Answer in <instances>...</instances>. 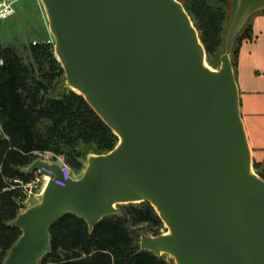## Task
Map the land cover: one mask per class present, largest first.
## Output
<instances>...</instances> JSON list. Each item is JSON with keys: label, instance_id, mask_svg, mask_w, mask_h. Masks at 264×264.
Segmentation results:
<instances>
[{"label": "water", "instance_id": "1", "mask_svg": "<svg viewBox=\"0 0 264 264\" xmlns=\"http://www.w3.org/2000/svg\"><path fill=\"white\" fill-rule=\"evenodd\" d=\"M40 1L63 69L55 93L82 95L117 142L89 153L76 178L40 158L22 167L49 178L40 201L6 223L20 234L1 264H38L51 250L50 226L67 214L92 232L121 214L117 205L140 202L166 231H141L137 253L175 264H264V178L232 64L236 38L264 0H235L217 68L180 0Z\"/></svg>", "mask_w": 264, "mask_h": 264}, {"label": "trees", "instance_id": "2", "mask_svg": "<svg viewBox=\"0 0 264 264\" xmlns=\"http://www.w3.org/2000/svg\"><path fill=\"white\" fill-rule=\"evenodd\" d=\"M207 63L219 64L223 51L225 0H183ZM246 25L236 38L249 35ZM45 42L27 46V60L12 47L0 49V264L20 230L7 226L18 213L17 192L8 187L13 179L26 180L35 152H50L79 169L89 153H106L117 142L116 135L88 105L82 95L55 89L63 76L61 64ZM236 47V45H235ZM232 64L235 67L236 48ZM256 167V164L254 165ZM121 214L102 218L88 231L85 221L67 214L50 226L51 250L38 264H167L149 251L137 253L142 224L159 234L163 225L148 202L128 203Z\"/></svg>", "mask_w": 264, "mask_h": 264}, {"label": "crops", "instance_id": "3", "mask_svg": "<svg viewBox=\"0 0 264 264\" xmlns=\"http://www.w3.org/2000/svg\"><path fill=\"white\" fill-rule=\"evenodd\" d=\"M249 27L236 44L234 74L253 167L264 178V12Z\"/></svg>", "mask_w": 264, "mask_h": 264}, {"label": "rangeland", "instance_id": "4", "mask_svg": "<svg viewBox=\"0 0 264 264\" xmlns=\"http://www.w3.org/2000/svg\"><path fill=\"white\" fill-rule=\"evenodd\" d=\"M234 3L235 0H225L224 9L226 13V20L224 24V38L227 27L232 18ZM12 9V13L0 19V49L3 47H12L16 50L18 55L22 56L25 60H27L26 49L30 42H45L49 44V48L53 50V36L51 35L48 29V21L42 2L40 0H14L12 2ZM263 12L264 11L262 10L252 14L246 25L250 26L252 23L253 16ZM217 66L218 63L215 66L210 65V67L212 68H217ZM36 158L38 157L34 156L32 161ZM47 158L51 162L65 164V161L61 157L53 158L51 157V155H47ZM85 164L86 162L84 161L82 163L81 168L79 169H74L67 166L66 164L65 165L71 177L76 178L82 174ZM33 177L34 175L30 173V176L26 180H22L28 181L31 180ZM39 201L40 196L31 197L27 201V203L24 204L23 208H18V212L25 210L27 207ZM117 206L119 207V209H124L126 205L119 204ZM136 230L139 232L144 231L153 233L154 229L150 228L145 224H142L137 226ZM158 230L160 233L165 232L166 228L164 224ZM162 257L166 260L167 264H175L173 258H171L170 256L163 254Z\"/></svg>", "mask_w": 264, "mask_h": 264}, {"label": "built area", "instance_id": "5", "mask_svg": "<svg viewBox=\"0 0 264 264\" xmlns=\"http://www.w3.org/2000/svg\"><path fill=\"white\" fill-rule=\"evenodd\" d=\"M13 1L14 0H4L0 2V19L12 13L13 11L12 2ZM2 62H3V59L2 57H0V65L2 64ZM0 136H4L1 126H0ZM47 155H51V157H53L52 153L50 152H35L34 153L35 157L51 162L50 160H48ZM65 164H60L61 174L63 177L71 176L69 171L66 169L67 164L66 165ZM44 170L47 173H51L49 169L44 168ZM32 174L34 175V177L31 180L23 181L20 178H15L13 179V183L8 187V189H13L17 192V194L14 197V200L16 201L19 209L23 208L24 204L27 203V201L31 197H36V196L39 197L41 195V192L44 188L46 181L48 180V178L46 179L45 175L41 174L38 169L33 171Z\"/></svg>", "mask_w": 264, "mask_h": 264}, {"label": "bare ground", "instance_id": "6", "mask_svg": "<svg viewBox=\"0 0 264 264\" xmlns=\"http://www.w3.org/2000/svg\"><path fill=\"white\" fill-rule=\"evenodd\" d=\"M45 178L47 179V178H49V176L48 175H45Z\"/></svg>", "mask_w": 264, "mask_h": 264}]
</instances>
